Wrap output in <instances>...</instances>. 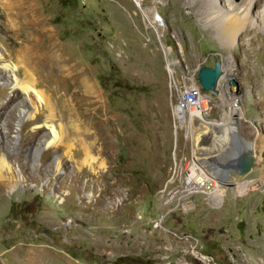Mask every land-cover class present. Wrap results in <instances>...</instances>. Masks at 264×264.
Returning <instances> with one entry per match:
<instances>
[{
	"label": "rangeland",
	"instance_id": "1",
	"mask_svg": "<svg viewBox=\"0 0 264 264\" xmlns=\"http://www.w3.org/2000/svg\"><path fill=\"white\" fill-rule=\"evenodd\" d=\"M250 1L42 0L46 27L72 48L102 93L108 112L101 111V118L116 115L108 130L103 124L98 141L103 149L111 137L112 146L93 153L102 162L97 170L109 172L100 178L84 172L76 181L83 164L67 148L54 167L43 164L35 174L24 157L3 155L11 166L21 165L27 186L0 184V264H264V7L253 5L247 16L243 6L251 8ZM231 3L240 5L235 13ZM165 45L172 49L166 55ZM168 56L179 59L184 72L225 69L218 92L206 91L214 102L210 118L223 121L232 99L238 103L235 113L245 111L238 129L254 142L256 165L248 174L233 171L232 178L248 183L246 194L233 184L221 204L199 194L190 208L166 213L175 203L161 202L159 191L167 184L174 151L193 147L184 131L175 134ZM230 68L235 75L228 80ZM35 105L43 103L35 98ZM13 118L9 138L18 144L19 120ZM32 128L28 124L23 132ZM54 135L51 130L45 139ZM27 142L29 156L34 143ZM234 163L220 160L216 166L226 173ZM84 180L99 186L75 187ZM29 250L36 256L26 261Z\"/></svg>",
	"mask_w": 264,
	"mask_h": 264
},
{
	"label": "bare ground",
	"instance_id": "2",
	"mask_svg": "<svg viewBox=\"0 0 264 264\" xmlns=\"http://www.w3.org/2000/svg\"><path fill=\"white\" fill-rule=\"evenodd\" d=\"M135 1L140 5L142 0ZM41 2L42 0H0V164L3 165L0 166V184L3 186L11 184L14 187L19 184L27 186L21 165L11 166L3 155L16 159L24 157L22 160L25 164H29L28 166L35 174L43 164L54 167V164L60 161L57 159L58 156L62 158L64 149L67 148L69 150L66 152L67 155L70 158L72 155L77 156L83 164L82 170L74 175L76 181L80 182L84 172L98 178L105 177L109 172L108 170L102 171L101 167L100 171L97 170L102 162L96 160L93 153L112 146L111 137L109 141L103 140L101 143L104 145L103 149L99 148L98 141L101 139L100 131L103 129V124L108 130L106 124L115 122L116 115L111 114L108 119L101 118V111L108 112L102 93L91 81V72L86 67L80 66L72 48H66L64 43L55 37V31L46 27L47 18L43 16ZM250 2L251 8L247 9L243 6L247 10V16L252 11L253 5L264 7V0H251ZM238 7L240 8L239 4H230L232 13L238 11ZM219 15L225 16L222 11H219ZM155 17L158 22L162 21L161 16L156 15ZM231 28L233 27L229 26L224 31L227 29L230 31ZM164 53L166 55L165 50ZM10 60L14 64L10 65ZM166 70L176 136L179 130L184 131L185 137L191 138L192 150H197V156H204V152H209L210 155L205 154L206 157H203V165H208L207 167L212 171L220 170L216 166L220 160L226 163L230 160L231 163L234 162L231 152H234L235 145L244 139L239 133L237 119L243 118L245 111L244 113L240 111L237 117L229 113L223 121L214 120L209 125L202 126L199 129L201 132L218 131L219 134L215 135L213 140H205L201 143L202 134H192V124H187L193 120V111L184 104L182 71L175 70L169 57ZM222 70L224 74L225 69L222 68ZM234 75V71L230 68L225 77L229 80ZM35 98L43 103L41 107L35 105ZM209 104H214L212 95L209 96ZM31 105L34 106V111L29 109ZM20 107L26 110H18ZM13 116L19 120V136L16 137L18 144L9 138L15 123ZM178 119H183L179 121V125ZM28 124H31L33 128L24 133V127ZM51 130L55 133L54 138L45 139L46 134ZM58 133H62L63 136L57 135ZM44 141H47V145L40 159H37L36 152L41 149ZM26 142L34 143L29 150V156L28 151L24 152L23 149ZM53 145H56L55 150L52 148ZM52 151L55 155L51 154ZM176 152L177 150L173 154L170 179H180L181 172L184 170V159H179ZM228 166L232 169H228L227 174L220 171L218 174L228 176L226 182L237 184L240 195L246 194L248 183H236L232 178V172H240V170L235 163ZM49 181L51 179L47 178L41 184L43 190ZM84 182L75 187H81L85 191L99 186L96 182L88 183L85 180ZM169 184L172 187L167 190ZM172 189H175V181H167L166 186L159 191L160 195H168ZM102 190H107L105 184ZM191 196H194V189H180L175 193V204H182L184 199ZM109 199V197L105 198V200ZM211 201L217 205L221 204L223 190L213 193ZM175 204L168 207L166 213H170L174 208L177 209ZM32 253L29 250L26 261L34 259L36 254L32 255ZM201 258L207 260L208 255L203 254Z\"/></svg>",
	"mask_w": 264,
	"mask_h": 264
},
{
	"label": "built area",
	"instance_id": "3",
	"mask_svg": "<svg viewBox=\"0 0 264 264\" xmlns=\"http://www.w3.org/2000/svg\"><path fill=\"white\" fill-rule=\"evenodd\" d=\"M165 47L166 54L167 51L172 50L168 45H165ZM209 57L210 56L204 60L205 63L208 61ZM173 60L175 59L170 58L171 64L174 65L175 70H179L178 64L180 63V60ZM180 71L182 70L180 69ZM198 71V68L187 72L182 71V78L184 79V104L192 108L193 111V120L192 122H187V124H192V134H202L206 136V140H213L215 135L219 134L218 131L205 133L199 130L202 126L209 125L211 121H214L210 118L214 104H209V96L211 94L203 89L199 81ZM219 86L220 80L217 85L218 89ZM231 107L232 110L230 114L237 117V115H239L235 113L236 111H239L237 108V100L232 99ZM223 118L225 117L223 116L222 119ZM179 121H183V119H178V125ZM205 154L210 155L209 152H204V156H197V150L191 149L189 152L183 150L176 152V156H179V159H184V170L181 172L180 179H170L169 173L167 181H175V189H172L168 195H160L161 202L175 203V193L179 192L180 189H194V196L184 199L182 204H175L178 209H181V207L185 209L190 208L193 204V198L199 194L212 196L213 193H219L223 190V197L225 196L228 187L233 184L226 182V177L228 176L219 175L218 172L209 169L207 167L208 165H203V157H206ZM235 182L239 183L237 181ZM165 217L166 215L162 216V218Z\"/></svg>",
	"mask_w": 264,
	"mask_h": 264
},
{
	"label": "water",
	"instance_id": "4",
	"mask_svg": "<svg viewBox=\"0 0 264 264\" xmlns=\"http://www.w3.org/2000/svg\"><path fill=\"white\" fill-rule=\"evenodd\" d=\"M222 71L219 66H203L198 72L199 81L205 91L217 93V85ZM206 136L200 137V142L203 143ZM234 160L242 175L250 173L256 165V152L254 142L245 138L235 145Z\"/></svg>",
	"mask_w": 264,
	"mask_h": 264
}]
</instances>
